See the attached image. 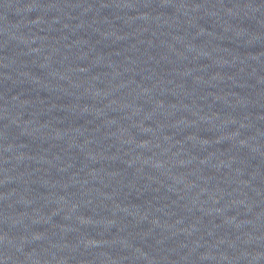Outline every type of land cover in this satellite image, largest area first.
Wrapping results in <instances>:
<instances>
[{"label":"water","instance_id":"95a60500","mask_svg":"<svg viewBox=\"0 0 264 264\" xmlns=\"http://www.w3.org/2000/svg\"><path fill=\"white\" fill-rule=\"evenodd\" d=\"M0 264H264V218L0 134Z\"/></svg>","mask_w":264,"mask_h":264}]
</instances>
